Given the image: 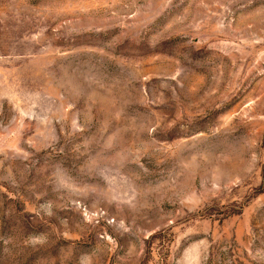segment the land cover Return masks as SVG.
<instances>
[{"label": "rangeland", "instance_id": "374dc122", "mask_svg": "<svg viewBox=\"0 0 264 264\" xmlns=\"http://www.w3.org/2000/svg\"><path fill=\"white\" fill-rule=\"evenodd\" d=\"M0 264H264V0H0Z\"/></svg>", "mask_w": 264, "mask_h": 264}]
</instances>
